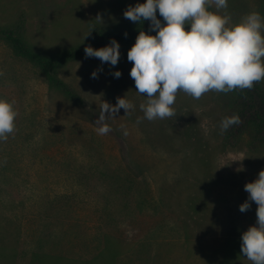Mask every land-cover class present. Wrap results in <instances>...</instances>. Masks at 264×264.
<instances>
[{"label":"rangeland","instance_id":"rangeland-1","mask_svg":"<svg viewBox=\"0 0 264 264\" xmlns=\"http://www.w3.org/2000/svg\"><path fill=\"white\" fill-rule=\"evenodd\" d=\"M138 2L0 0V25L25 16L28 42L52 56L89 39L91 19L108 32L132 23L123 13ZM219 11L230 24L264 16L262 0H228ZM120 53L115 66L84 56L58 70L79 104L0 38V98L18 112L0 142V264H252L241 235L258 205L239 206L264 155L244 141L223 144L221 92L179 91L173 116L145 119L147 97L129 75L128 49ZM124 95L134 108L106 119L111 131L99 135L98 105Z\"/></svg>","mask_w":264,"mask_h":264},{"label":"clouds","instance_id":"clouds-1","mask_svg":"<svg viewBox=\"0 0 264 264\" xmlns=\"http://www.w3.org/2000/svg\"><path fill=\"white\" fill-rule=\"evenodd\" d=\"M213 5L216 11L210 10ZM227 7L228 0H142L125 9L126 19L139 24L148 20L150 28L156 30L153 34L141 29L127 53L133 64L129 75L135 90L147 97L146 103L139 106L145 119L173 116L179 91L199 99L209 91L251 89L264 80V16L251 11L230 24V16L219 11ZM185 25L190 27L186 29ZM84 53L115 66L121 54L120 44L112 39L99 48L86 45ZM121 74L119 69L112 73L116 78ZM91 76L96 78L97 71ZM98 107L99 126L95 130L105 135L111 131L106 119L116 116L121 108L127 114L134 104L124 95L115 104L105 101ZM17 115L13 102L0 98V142L14 133ZM240 122L238 113L225 116L220 121V131ZM244 190L248 199L239 210L249 209L251 201L258 207L256 223L241 235V254L252 264H264V169L255 180L245 183Z\"/></svg>","mask_w":264,"mask_h":264},{"label":"trees","instance_id":"trees-1","mask_svg":"<svg viewBox=\"0 0 264 264\" xmlns=\"http://www.w3.org/2000/svg\"><path fill=\"white\" fill-rule=\"evenodd\" d=\"M262 2L264 8V0ZM210 10H213L211 6ZM157 15L163 22L159 13ZM25 29L26 18L21 16L11 24L0 25V38L10 46L16 56L37 67L50 88L79 104L84 103L83 96L58 76V70L68 62L84 57L86 45L99 48L109 44L112 39H116L120 47L129 50L141 29L149 32L152 30L150 21L145 20L140 24L139 22L126 23L108 32L98 21L91 19L89 39L81 44L66 47L52 56H46L33 49L24 35ZM221 93L227 109L224 117L236 113L241 117L239 124L231 126L224 132L223 144L228 146L244 141L250 150L264 155V80L256 82L251 89H235L228 93Z\"/></svg>","mask_w":264,"mask_h":264}]
</instances>
